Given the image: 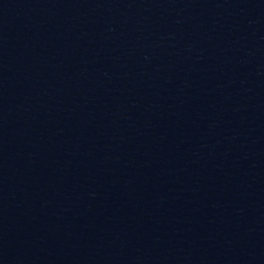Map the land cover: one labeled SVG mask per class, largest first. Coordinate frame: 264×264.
<instances>
[{"label":"water","instance_id":"water-1","mask_svg":"<svg viewBox=\"0 0 264 264\" xmlns=\"http://www.w3.org/2000/svg\"><path fill=\"white\" fill-rule=\"evenodd\" d=\"M0 264H264V0H0Z\"/></svg>","mask_w":264,"mask_h":264}]
</instances>
